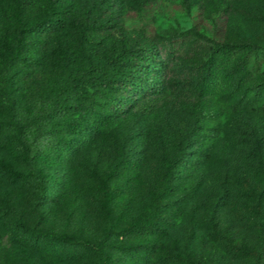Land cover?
Listing matches in <instances>:
<instances>
[{
  "label": "rangeland",
  "instance_id": "1",
  "mask_svg": "<svg viewBox=\"0 0 264 264\" xmlns=\"http://www.w3.org/2000/svg\"><path fill=\"white\" fill-rule=\"evenodd\" d=\"M226 7L223 32L237 38H257L264 33V0H85L83 11L111 28L132 30L145 36L185 28L211 33L217 8ZM74 46V29L67 26L46 51L43 72L28 75L23 83L29 102H41L57 74L51 62L56 51ZM156 58L166 59V72L127 93L117 95L121 109L114 123L88 140L77 142L68 160L39 164L40 176L23 183L17 177L19 157L13 155L0 134V234L7 231L9 210L36 232L77 239L96 246L100 238L112 245L136 242L152 245L149 260L156 255L178 254L185 264H249L260 260L258 244L264 242V198L256 191L264 186L262 153L252 155L253 144L264 140V111L223 108L214 121V139L192 143L196 126L203 127L192 93L195 63L169 57L157 48ZM264 75V62L258 76ZM162 79L155 92L150 86ZM149 86V87H148ZM243 91L240 86L238 95ZM159 101L150 114H141L137 104L153 96ZM159 132L164 142L155 139ZM176 153L172 166L171 193L157 196L159 161ZM127 156L128 159L124 157ZM100 180H107L104 190ZM158 208L164 217V232H149L145 217ZM133 222L143 224L138 234L122 231ZM256 248L242 254L241 245ZM101 250L74 259L59 257L33 235L11 243L9 259L17 264H98ZM117 264H139L121 257ZM168 264H174L170 261Z\"/></svg>",
  "mask_w": 264,
  "mask_h": 264
},
{
  "label": "trees",
  "instance_id": "2",
  "mask_svg": "<svg viewBox=\"0 0 264 264\" xmlns=\"http://www.w3.org/2000/svg\"><path fill=\"white\" fill-rule=\"evenodd\" d=\"M144 4V0H139ZM188 5L189 0H182ZM85 0H0V134L13 155L19 157L17 177L26 183L39 178V164L68 160L77 142L88 140L114 123V111L121 109L118 94L144 84L152 77L166 72V59L156 58L157 48L169 57L195 63L196 79L192 86L198 117L204 123L196 126L192 143L198 145L214 139V124L225 108L264 111V75L258 76L264 62V33L257 38L229 39L223 30L226 7L217 8L216 26L211 33L194 29L153 32L145 36L132 30L111 28L84 12ZM264 20V13L262 14ZM67 26L74 29V46L56 51L53 68L58 69L50 79L49 89L41 102H29L23 80L43 71L46 51L57 35ZM162 79L150 86L156 92ZM240 86L243 91L238 95ZM149 87V86H148ZM159 101L158 96L137 104L141 114H150ZM164 142L159 132L154 133ZM264 140L259 138L251 149L260 155ZM128 159L127 156L124 157ZM178 154H163L159 161L157 196L171 193L172 166ZM264 173V171H262ZM264 181V174L262 176ZM104 190H110L107 180H100ZM260 202L264 186L256 191ZM7 231L0 234V264H17L9 259L11 243L23 235L41 239L46 249L59 257L74 259L83 254L103 251L98 264H117L121 257L145 264L152 245L136 242L126 246L112 245L105 238L96 246L77 239L59 238L48 232H36L16 219L9 210ZM264 226V215L260 217ZM149 232H164V217L155 208L144 218ZM141 223L133 222L122 234H138ZM242 254L251 255L256 248L241 245ZM260 260L249 264H264V242L258 244ZM178 254L156 255L151 264L181 263Z\"/></svg>",
  "mask_w": 264,
  "mask_h": 264
}]
</instances>
